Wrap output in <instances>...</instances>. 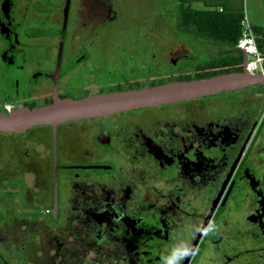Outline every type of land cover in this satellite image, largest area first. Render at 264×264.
<instances>
[{
  "label": "flooded vegetation",
  "instance_id": "flooded-vegetation-1",
  "mask_svg": "<svg viewBox=\"0 0 264 264\" xmlns=\"http://www.w3.org/2000/svg\"><path fill=\"white\" fill-rule=\"evenodd\" d=\"M125 5L0 0V112L249 59L191 28L141 49ZM0 264H264V85L0 133Z\"/></svg>",
  "mask_w": 264,
  "mask_h": 264
},
{
  "label": "water",
  "instance_id": "water-1",
  "mask_svg": "<svg viewBox=\"0 0 264 264\" xmlns=\"http://www.w3.org/2000/svg\"><path fill=\"white\" fill-rule=\"evenodd\" d=\"M253 85H264V71H249L245 61L242 71L220 73L210 77L174 80L77 99L60 98L56 95L52 103L44 106L35 108L19 106L0 112V133L24 134L30 129L41 126L56 128L66 122L98 117L108 118L134 109L180 103L241 90Z\"/></svg>",
  "mask_w": 264,
  "mask_h": 264
},
{
  "label": "rangeland",
  "instance_id": "rangeland-1",
  "mask_svg": "<svg viewBox=\"0 0 264 264\" xmlns=\"http://www.w3.org/2000/svg\"><path fill=\"white\" fill-rule=\"evenodd\" d=\"M246 0H235L238 12L245 14V19L251 22V7L246 3ZM125 7L131 14L127 19L128 33L130 36H136L137 45L139 48L146 47L145 35H172L179 36L184 34L186 30L181 29L176 22L178 21V11L180 4L184 7L191 6L195 9L202 8V2L193 0H124ZM228 6V5H227ZM207 7V6H206ZM215 8H220L221 5H213ZM229 9L230 6H228ZM253 11V10H252ZM178 23V22H177ZM135 40L134 38H131Z\"/></svg>",
  "mask_w": 264,
  "mask_h": 264
},
{
  "label": "trees",
  "instance_id": "trees-1",
  "mask_svg": "<svg viewBox=\"0 0 264 264\" xmlns=\"http://www.w3.org/2000/svg\"><path fill=\"white\" fill-rule=\"evenodd\" d=\"M185 6V5H184ZM180 4L178 11V24L183 30L189 28L197 34H203L214 37H222L226 44L237 45L243 34L242 21L245 14L228 8H212V9H195L190 4L184 7ZM257 35L258 45L264 54V29L253 26ZM242 62V60H241ZM242 71V68L237 69ZM232 70H221L217 72H209L207 74L198 73L196 75H187L179 78V80H191L203 77H210L216 74L230 72ZM161 84V83H159ZM158 85V84H156Z\"/></svg>",
  "mask_w": 264,
  "mask_h": 264
},
{
  "label": "built area",
  "instance_id": "built-area-1",
  "mask_svg": "<svg viewBox=\"0 0 264 264\" xmlns=\"http://www.w3.org/2000/svg\"><path fill=\"white\" fill-rule=\"evenodd\" d=\"M243 34L239 40L241 49L249 56L247 68L252 72L264 71V55L257 43V35L253 25L244 18L242 21Z\"/></svg>",
  "mask_w": 264,
  "mask_h": 264
},
{
  "label": "crops",
  "instance_id": "crops-1",
  "mask_svg": "<svg viewBox=\"0 0 264 264\" xmlns=\"http://www.w3.org/2000/svg\"><path fill=\"white\" fill-rule=\"evenodd\" d=\"M202 2L204 6L198 9H212L215 8L213 5L220 4L222 8H228L230 10H235V0H193ZM247 4L250 5L251 9V24L256 27L264 29V0H246ZM228 5V6H227ZM207 6V7H206ZM253 10V11H252ZM247 19V18H246ZM248 20V19H247Z\"/></svg>",
  "mask_w": 264,
  "mask_h": 264
}]
</instances>
